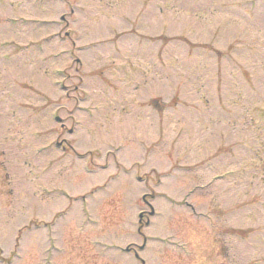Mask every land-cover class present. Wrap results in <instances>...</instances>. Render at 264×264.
Segmentation results:
<instances>
[{
    "label": "rangeland",
    "instance_id": "1",
    "mask_svg": "<svg viewBox=\"0 0 264 264\" xmlns=\"http://www.w3.org/2000/svg\"><path fill=\"white\" fill-rule=\"evenodd\" d=\"M139 257L264 264V0H0V264Z\"/></svg>",
    "mask_w": 264,
    "mask_h": 264
},
{
    "label": "flooded vegetation",
    "instance_id": "2",
    "mask_svg": "<svg viewBox=\"0 0 264 264\" xmlns=\"http://www.w3.org/2000/svg\"><path fill=\"white\" fill-rule=\"evenodd\" d=\"M138 86H134V89H136ZM78 102V101H77ZM76 102V103H77ZM59 125H60V129H64V122H63V120L62 119H60L59 120ZM72 124H74V123H72ZM67 133H70V134H72V133H74V129L73 128H69V129H67V131H66ZM58 143V144H57ZM56 144H57V146H59L60 147V149L63 151V152H66L67 151V149L68 150H71V151H73V152H75V150L73 149V147L72 146H70L68 143H66V141L64 140V139H61L60 141H58ZM75 154L77 155V156H82V157H85V156H90L91 154H89V153H83V154H85V156L82 154V155H80V154H78V153H76L75 152ZM146 203V202H145ZM147 204V203H146ZM141 212H143V211H141ZM143 214H142V218H143ZM141 218V219H142Z\"/></svg>",
    "mask_w": 264,
    "mask_h": 264
}]
</instances>
